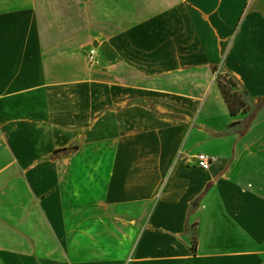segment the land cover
Segmentation results:
<instances>
[{
  "label": "crops",
  "instance_id": "obj_1",
  "mask_svg": "<svg viewBox=\"0 0 264 264\" xmlns=\"http://www.w3.org/2000/svg\"><path fill=\"white\" fill-rule=\"evenodd\" d=\"M218 68L264 100V0H0V264H264V106Z\"/></svg>",
  "mask_w": 264,
  "mask_h": 264
},
{
  "label": "trees",
  "instance_id": "obj_2",
  "mask_svg": "<svg viewBox=\"0 0 264 264\" xmlns=\"http://www.w3.org/2000/svg\"><path fill=\"white\" fill-rule=\"evenodd\" d=\"M216 80L231 114L236 113L240 109H246L252 106L247 100L246 93L244 91L243 93L238 92L236 88L237 83L231 77L225 80L224 77L218 76ZM262 106H264V100L252 107L259 109Z\"/></svg>",
  "mask_w": 264,
  "mask_h": 264
},
{
  "label": "built area",
  "instance_id": "obj_3",
  "mask_svg": "<svg viewBox=\"0 0 264 264\" xmlns=\"http://www.w3.org/2000/svg\"><path fill=\"white\" fill-rule=\"evenodd\" d=\"M84 57L90 66H96L99 63V53L97 48L95 47L86 49L84 51ZM218 76L224 77L225 80H228L230 78L227 74L221 71V68H218L215 71V77L217 78ZM214 161L215 156L204 152L196 153L190 158V164L196 166L201 170H208Z\"/></svg>",
  "mask_w": 264,
  "mask_h": 264
}]
</instances>
